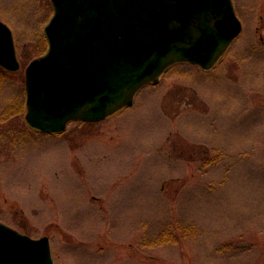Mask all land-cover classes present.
<instances>
[{
    "label": "rangeland",
    "instance_id": "1",
    "mask_svg": "<svg viewBox=\"0 0 264 264\" xmlns=\"http://www.w3.org/2000/svg\"><path fill=\"white\" fill-rule=\"evenodd\" d=\"M233 3L242 32L215 68L173 66L133 107L58 135L25 118L51 0H0L21 64L0 86V222L49 237L54 264H101L99 248L112 264H264V0ZM142 211L147 239L89 230Z\"/></svg>",
    "mask_w": 264,
    "mask_h": 264
},
{
    "label": "water",
    "instance_id": "2",
    "mask_svg": "<svg viewBox=\"0 0 264 264\" xmlns=\"http://www.w3.org/2000/svg\"><path fill=\"white\" fill-rule=\"evenodd\" d=\"M51 3L48 49L25 69L26 122L48 134L132 107L177 64L215 68L242 31L233 0ZM0 67L21 69L13 32L1 21ZM0 264H54L49 237L34 239L0 222Z\"/></svg>",
    "mask_w": 264,
    "mask_h": 264
},
{
    "label": "crops",
    "instance_id": "3",
    "mask_svg": "<svg viewBox=\"0 0 264 264\" xmlns=\"http://www.w3.org/2000/svg\"><path fill=\"white\" fill-rule=\"evenodd\" d=\"M98 199H100V197H98ZM117 203H120V202L119 201L113 202L111 204V209H113ZM147 206H144V207L146 208ZM138 213L140 214L142 213V215H130L129 214L128 216L124 217V219L120 217V215H112L110 217L99 218L97 219V221L93 222L94 226L93 228H90L89 230L93 231L95 234H101L104 237H106L107 235L109 237V240L115 239L116 237L120 238V234H129L131 236L129 239L131 240L141 241V240L147 239L146 235L150 233V226L148 228L146 224L148 220L147 218H149L150 215L146 213L145 211L138 212ZM152 219L157 220L156 215H153ZM117 223H120V224L123 223V224L122 226L118 227ZM102 224H104L103 229H100L99 226ZM125 224H128V226H124ZM95 244L100 245L102 243L98 242ZM133 246H135V244L131 245V247ZM95 255L97 257L99 256L98 260L100 261L101 264H112L111 260H108L107 258H105V256H107L108 258L111 257L110 252L103 254L101 251V248H99L98 250L97 249L95 250ZM135 263L138 264L140 262H135Z\"/></svg>",
    "mask_w": 264,
    "mask_h": 264
},
{
    "label": "trees",
    "instance_id": "4",
    "mask_svg": "<svg viewBox=\"0 0 264 264\" xmlns=\"http://www.w3.org/2000/svg\"><path fill=\"white\" fill-rule=\"evenodd\" d=\"M44 43L46 45L47 42H44ZM43 47H44V44L42 43V44H39L38 48L41 50V48ZM9 74H13V73H9L8 71L0 67V86H2L6 82ZM175 242H177V238L172 233H167V234L162 235L157 241L159 245H163L166 243H175Z\"/></svg>",
    "mask_w": 264,
    "mask_h": 264
},
{
    "label": "flooded vegetation",
    "instance_id": "5",
    "mask_svg": "<svg viewBox=\"0 0 264 264\" xmlns=\"http://www.w3.org/2000/svg\"><path fill=\"white\" fill-rule=\"evenodd\" d=\"M193 27H199V25H194ZM257 32L259 33V35H260V42L262 43V44H264V27H257Z\"/></svg>",
    "mask_w": 264,
    "mask_h": 264
}]
</instances>
